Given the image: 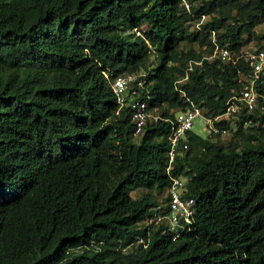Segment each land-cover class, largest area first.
Masks as SVG:
<instances>
[{
	"label": "trees",
	"instance_id": "16d2710c",
	"mask_svg": "<svg viewBox=\"0 0 264 264\" xmlns=\"http://www.w3.org/2000/svg\"><path fill=\"white\" fill-rule=\"evenodd\" d=\"M186 1L0 0V264H264V115L193 132L170 174L166 120L225 112L243 60L208 57L264 48V0ZM126 73L162 117L140 136L112 89ZM170 175L195 200L177 235L151 222Z\"/></svg>",
	"mask_w": 264,
	"mask_h": 264
},
{
	"label": "built area",
	"instance_id": "2783aa9c",
	"mask_svg": "<svg viewBox=\"0 0 264 264\" xmlns=\"http://www.w3.org/2000/svg\"><path fill=\"white\" fill-rule=\"evenodd\" d=\"M186 5L189 6L188 3ZM215 53L227 61H231L234 58V53L227 46L218 47ZM245 58L251 66L250 73L246 83L238 94H234L231 97L227 111L224 114L216 117L207 116L200 106L191 103L185 110L178 111L173 117L166 118L171 124L168 173L176 159L179 147L187 148L189 146V137L197 118H200L205 123L211 133H218L220 131L226 133L227 130L217 127L215 121L232 116L242 109L264 113V88L261 89V85L264 84V51L253 52L246 50ZM192 68L190 66V69ZM188 77L189 75L187 74L181 81L188 79ZM144 86L145 79L143 73H126L120 75L112 84L119 107L122 108L129 105L131 108L132 120L136 128L135 134L142 132L149 117H159L157 114L148 110L147 101L140 98V90ZM185 189L186 187L182 177L171 176L167 209L164 211L159 206L151 222L159 223L167 220L170 229L174 232H177L179 228L186 227L193 219L195 200L192 197L185 196Z\"/></svg>",
	"mask_w": 264,
	"mask_h": 264
},
{
	"label": "clouds",
	"instance_id": "9594fccd",
	"mask_svg": "<svg viewBox=\"0 0 264 264\" xmlns=\"http://www.w3.org/2000/svg\"><path fill=\"white\" fill-rule=\"evenodd\" d=\"M185 3H188L186 0H185ZM189 4V3H188ZM187 6V5H186ZM189 6H190V4H189ZM189 6H187V7H189ZM260 28L261 27H263V29H264V23L263 24H261L260 26H259ZM252 44V43H251ZM251 44H249V45H246V46H243L239 51H235L231 46H229L228 44H225V45H222V46H220V45H216V48H215V50H214V52H213V54L211 55V56H209L208 58H212V57H218V58H220L222 61H224V62H226V63H233L234 65H239L238 63H239V61L242 59L243 60V63H242V65L241 66H238V68H239V78H240V80H241V82H242V84L244 85L245 83H246V80H247V77H248V75H249V73H250V70H251V66L249 65V61L245 58V51L246 50H248V51H253V52H257V51H260V50H263L264 51V48L263 47H260V46H258V47H254V46H252ZM223 46H227V47H229L230 49H231V51L234 53V58H233V60H231V61H227V60H224L221 56H219L217 53H215L216 52V50H217V48L218 47H223ZM198 63H201V62H198ZM190 66H192V67H194V63L192 62V61H190V63H189V66H188V70H187V72H186V74H185V76L188 74L189 75V73H190V71H192L193 70V68L192 69H190ZM243 70H246V71H243ZM184 76V77H185ZM183 77V78H184ZM183 78H181L180 80H178V81H181ZM188 79H189V77H188ZM188 79H186V80H184V81H187ZM114 82V81H113ZM113 84V83H112ZM243 85H242V87H243ZM241 87V88H242ZM264 88V84H262L261 85V89H263ZM112 89H113V87H112ZM144 89V88H143ZM142 90V89H141ZM141 90H140V98L141 99H143L142 97H141ZM241 90V89H240ZM239 90V91H240ZM239 91H236L234 94H238V92ZM114 92V91H113ZM233 94V95H234ZM115 95V94H114ZM232 95V96H233ZM231 96V97H232ZM231 97H230V99H231ZM230 99L227 101V107H228V103H229V101H230ZM143 100H145V99H143ZM148 103V102H147ZM191 103H193V102H191ZM196 104V103H195ZM119 105V104H118ZM191 105V104H190ZM189 105V106H190ZM197 105V104H196ZM189 106H187V108L189 107ZM199 106V105H198ZM124 107H129L130 108V106L129 105H126V106H124ZM124 107H122V108H124ZM201 107V106H200ZM202 108V107H201ZM119 109H121L120 107H119ZM148 110H150L149 109V104H148ZM185 110V109H184ZM202 110H203V112L207 115V116H211V117H216V116H218V115H222V114H224L226 111H227V108H226V110H225V112H223V113H221V114H218V115H211V114H208V113H206L205 111H204V109L202 108ZM130 111H131V108H130ZM150 111H152L153 113H155V114H157L159 117L158 118H155V119H159V118H162L155 110H150ZM178 111H182V110H178ZM178 111H176V112H178ZM119 112V111H118ZM175 112V113H176ZM248 112H253V113H255V114H259V115H264V113H260L259 111H247V110H245V109H242L241 111H239V112H237V113H235L234 115H232V116H237V117H239V115L240 114H243V113H248ZM174 113V114H175ZM174 114H173V116H174ZM173 116H169V117H173ZM232 116H229V117H224V118H222V119H220L219 121H215V124H216V126L217 127H219V128H221V129H223V128H225L226 130H227V132L226 133H222L221 131L220 132H218V133H211L210 131H209V133H210V137H212V136H215V135H217V134H222V135H227V134H230L231 132H230V130L229 129H227L225 126H223L222 124H221V122H223V120H225V119H228V118H230V117H232ZM151 118H153V117H151ZM168 118V117H167ZM253 118V117H252ZM252 118H249V120H245V124L244 125H249V124H252L253 123V119ZM131 119H132V113H131ZM148 120V119H147ZM201 120V119H200ZM133 121V120H132ZM134 123V122H133ZM145 126H146V124H145ZM145 126H144V128H145ZM134 127H135V123H134ZM207 127V126H206ZM144 128H143V130H142V132L140 133V134H135V132H134V135L135 136H140L142 133H143V131H144ZM136 129V128H135ZM207 129L209 130V128L207 127ZM171 133V132H170ZM193 133V131L191 130V134ZM191 134H190V136H191ZM169 136H170V134H169ZM169 138V137H168ZM189 144H190V137H189ZM189 147V146H188ZM181 148H183V147H181ZM169 149H170V139H169ZM169 149H168V151H169ZM179 150V149H178ZM178 153H179V151H178ZM178 155V154H177ZM177 157V156H176ZM176 160V159H175ZM175 162V161H174ZM173 162V163H174ZM168 166H169V155H168ZM170 170H171V168H170ZM167 171H168V167H167ZM168 173V172H167ZM168 174H170V172L168 173ZM171 176H174V175H170V180H171ZM178 177H182V176H178ZM183 178V180H184V183H186V179L184 178V177H182ZM171 185V184H170ZM185 187H186V185H185ZM169 190V189H168ZM186 190V189H185ZM195 208V207H194ZM157 210V209H156ZM195 212V211H194ZM176 234V233H175Z\"/></svg>",
	"mask_w": 264,
	"mask_h": 264
},
{
	"label": "rangeland",
	"instance_id": "374dc122",
	"mask_svg": "<svg viewBox=\"0 0 264 264\" xmlns=\"http://www.w3.org/2000/svg\"><path fill=\"white\" fill-rule=\"evenodd\" d=\"M261 28H263V27H261ZM251 45L254 47H258L261 44H260V42L259 43L256 42V43H252ZM192 131L203 136V137H205V138L210 137L209 130L207 129L205 123L202 120H200V118H197L195 120L194 126L192 127Z\"/></svg>",
	"mask_w": 264,
	"mask_h": 264
}]
</instances>
